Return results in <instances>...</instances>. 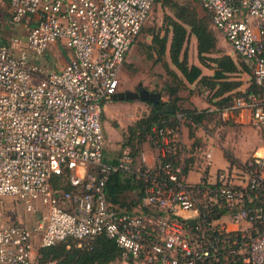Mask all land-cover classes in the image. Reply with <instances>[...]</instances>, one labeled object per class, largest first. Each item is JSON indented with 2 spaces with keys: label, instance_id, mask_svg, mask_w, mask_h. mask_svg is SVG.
Masks as SVG:
<instances>
[{
  "label": "built area",
  "instance_id": "built-area-1",
  "mask_svg": "<svg viewBox=\"0 0 264 264\" xmlns=\"http://www.w3.org/2000/svg\"><path fill=\"white\" fill-rule=\"evenodd\" d=\"M9 1L14 20L35 21L26 36L0 44V199L23 202L37 220L0 225V264H35V235L40 247L73 239L89 248L105 235L130 264H264V0H197L258 87L208 108L222 122L263 132L245 184L231 169L219 170L213 184L184 182L182 114L179 125L154 128L155 167L130 145L104 160L102 115L156 0ZM59 40L74 57L47 72L40 60ZM212 160L206 152L204 170ZM118 172L144 183L132 212L107 198Z\"/></svg>",
  "mask_w": 264,
  "mask_h": 264
},
{
  "label": "trees",
  "instance_id": "trees-1",
  "mask_svg": "<svg viewBox=\"0 0 264 264\" xmlns=\"http://www.w3.org/2000/svg\"><path fill=\"white\" fill-rule=\"evenodd\" d=\"M162 7L170 10L165 17V28L150 32L151 43L147 44L148 57L161 63L171 78L164 90L169 95L168 101L161 99L159 104L148 103L149 113L129 126L124 133V146L130 145L136 155L141 152L145 141L151 140L154 128L179 125L182 114L190 127L191 137L196 136L197 129H203L211 117L220 116L210 112L208 108L182 107L180 92L187 84H196L208 92L210 103L226 105L241 93L243 81L238 78L240 73L252 75L250 67L223 52L218 46V37L212 26L211 16L199 11L197 0L180 3L177 0H156ZM143 29V28H142ZM142 31V30H141ZM191 36L196 37L198 59L201 65L189 62L188 43ZM173 65L175 69L171 67ZM203 67L212 71L205 74ZM253 76V75H252ZM253 82V80H252ZM258 90L252 83L246 92ZM163 97V96H162ZM172 105L175 112H164L163 109ZM222 122V120L220 119ZM199 142V141H197ZM189 172V164L184 174ZM59 184V178H55ZM110 204L121 211L132 212L140 206L145 195L144 183L136 179L134 174L118 172L112 174L105 186ZM35 264H109L121 259V249L117 243L105 235L98 236L92 247L78 246L69 239L50 247H39L35 255Z\"/></svg>",
  "mask_w": 264,
  "mask_h": 264
},
{
  "label": "rangeland",
  "instance_id": "rangeland-1",
  "mask_svg": "<svg viewBox=\"0 0 264 264\" xmlns=\"http://www.w3.org/2000/svg\"><path fill=\"white\" fill-rule=\"evenodd\" d=\"M177 1L180 3H187L193 0ZM197 4L200 13L202 15L206 14V10L199 4V2H197ZM168 14H170L169 9L162 7L161 3H155L148 20L144 24L142 31L134 42V45L123 65L117 92L125 90L136 91L138 85L143 83L146 88L159 92L161 96H163V101L169 100V95L165 92L164 87L168 83H171V78L163 68L162 64L155 63V60L150 59L147 54L149 50L147 44H150L152 40L150 32L165 28V17ZM1 23L2 22H0V27L2 26ZM211 27L217 34L219 48L223 50L224 53L231 55L235 61L241 62L240 58L235 54L232 47L226 42L222 34L215 27H213L212 24ZM187 47L189 62L192 64L201 65L198 59L197 41L195 36H191ZM50 59L53 60L54 58L50 57ZM171 67L176 70L173 65H171ZM203 71L205 74H212V71L208 68L203 67ZM237 76H239L238 78H241L243 81V85L238 90V92L243 93L248 90V88L253 83V76L246 72H242ZM180 95L182 97L180 105L185 108L197 107L198 109H205L210 104H213L210 103L208 93L204 92L203 88H200L196 84H187V87L181 90ZM142 103L144 105L145 111L149 112L151 109L150 105L148 104L149 102ZM113 125L115 126L116 122H114ZM184 132L188 134V132H191V130L188 122L182 120L180 131L182 140L181 142L184 149H189L190 147L183 143L182 136ZM104 134V158L107 157L109 159L117 157L122 148V144L124 143V136L123 141L114 143L115 141H113V139L110 138L106 132ZM196 134L206 141V145H203L202 142L201 145H199V149L203 150L197 155L199 160L201 159L204 149H218V157L213 158V165L210 167V181H215V174L219 170L228 171L231 169L234 171L233 179L236 183L245 184L247 182L248 174L247 170L245 169V164L250 162L253 156L260 151L263 145L262 130L250 124L221 122L219 117L215 115L211 117L209 121H207V124L203 127V129H197ZM194 142L196 143L195 140ZM195 143L192 145L193 147H195ZM143 146H148L150 149L156 150L157 144L152 140H148L143 143ZM202 178V171L196 170L190 173L187 178L184 177V182L186 184H198L202 182ZM60 183L64 185L66 183L65 178H63ZM36 220V216L26 210L23 202H19L18 200L9 197L0 199V225L20 222L33 225L36 223ZM33 241L35 245V253H37V250L40 247L39 235H35ZM119 263L124 262L119 259Z\"/></svg>",
  "mask_w": 264,
  "mask_h": 264
},
{
  "label": "crops",
  "instance_id": "crops-1",
  "mask_svg": "<svg viewBox=\"0 0 264 264\" xmlns=\"http://www.w3.org/2000/svg\"><path fill=\"white\" fill-rule=\"evenodd\" d=\"M0 22H2V26L0 27V44H9L11 42V38L13 36H26L29 32L30 27L34 23V16L27 15L21 21H16L13 18L12 9L10 6L9 0H0ZM53 57L54 59H50ZM74 53L71 49L67 48L63 41L59 40L50 45L48 51L46 52L45 56L40 60L41 65L45 68L47 72L50 71H60L61 69L65 68L73 59ZM121 91H118L119 93ZM116 96V95H115ZM113 98L111 102H109L103 112L102 115V123L104 128V133L106 132L107 135L113 139V141L121 142L123 141L124 133L127 132L129 126L133 125L137 120L142 118L145 114L149 113L146 112L144 109L143 101L140 100H119L118 98ZM211 104L207 107L209 108ZM145 112V113H144ZM116 122L114 126L113 123ZM112 134H110V133ZM113 136V137H112ZM197 136V134H196ZM199 142L196 141V137H191L190 132L188 134L186 132L183 133V143L187 144L189 149L186 148L184 152L180 154L181 160L184 162L185 167L189 164V172L185 177L190 175L193 171L201 170L203 173L202 183L207 182L209 184H213L216 182V174H215V181H210V167L207 170L203 169V160L204 155L208 151H212L213 158H217L218 156V149L217 148H210L209 150H205L202 152L201 159L199 160L197 155L200 154L202 149H199V145L201 142L203 145H206L205 139L197 136ZM196 141V143L194 142ZM196 144L193 147V144ZM124 144V143H123ZM122 144V147H123ZM143 146V145H142ZM186 147V146H184ZM206 147V146H205ZM198 151H197V150ZM121 151V150H120ZM145 161L143 162L146 167L153 168L156 166L157 159L160 156L161 150L160 147L157 145L156 150L150 149L148 146H143L141 150ZM199 152V153H198ZM120 152L118 153L117 157L115 158H104L107 162H114L117 160ZM201 183V182H200ZM199 184V183H198ZM202 200H207L203 198ZM137 207L134 208L137 209ZM109 264H130L127 262L119 263V260L114 261Z\"/></svg>",
  "mask_w": 264,
  "mask_h": 264
},
{
  "label": "water",
  "instance_id": "water-1",
  "mask_svg": "<svg viewBox=\"0 0 264 264\" xmlns=\"http://www.w3.org/2000/svg\"><path fill=\"white\" fill-rule=\"evenodd\" d=\"M115 98L119 100H140L143 102H149L153 104H159L162 96L159 92L152 91L144 86L143 83H140L136 91L125 90L116 94ZM164 112H175V109L172 105H168L163 109ZM40 217V215H39Z\"/></svg>",
  "mask_w": 264,
  "mask_h": 264
}]
</instances>
